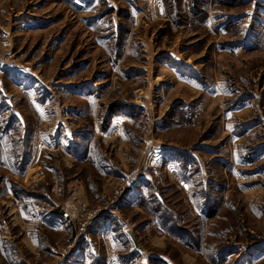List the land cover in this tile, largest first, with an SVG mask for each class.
Returning a JSON list of instances; mask_svg holds the SVG:
<instances>
[{
    "label": "rangeland",
    "instance_id": "rangeland-1",
    "mask_svg": "<svg viewBox=\"0 0 264 264\" xmlns=\"http://www.w3.org/2000/svg\"><path fill=\"white\" fill-rule=\"evenodd\" d=\"M124 171L120 264H264V0H0V264H105Z\"/></svg>",
    "mask_w": 264,
    "mask_h": 264
},
{
    "label": "crops",
    "instance_id": "crops-1",
    "mask_svg": "<svg viewBox=\"0 0 264 264\" xmlns=\"http://www.w3.org/2000/svg\"><path fill=\"white\" fill-rule=\"evenodd\" d=\"M113 171H115V169H109V172L106 173L108 175L104 176L113 175ZM121 173L123 176H125V178H132L134 180H132L131 182L124 181L127 187H123L122 190H124L125 193L123 194L121 200L117 202V208H113L115 210L114 212L112 211L113 214L111 213V215H108L106 213V220L97 221L101 220L102 218L99 217L92 223L90 232L86 234V236H83L82 241L84 243V246L82 248L76 247L74 252L75 254L82 252L83 250H87L88 254L95 258L103 256L105 258V264H120L118 258L125 256L124 254H127L126 256H130L131 254L137 256V253H139L143 256L142 251H144V248L140 246L138 240L139 238L143 239L146 236H150L149 232L152 231H155V233H161L158 225L153 224L154 221H148L147 223H142L139 225V223H135V221H122V217L121 219H118L116 217L115 214L119 215L118 210H128L132 207L134 210H137L138 208L136 207V203H134L135 201L132 200L133 198L137 197L140 192L143 191L141 183H139L143 179L141 175L137 176V174L134 172L128 173L126 171ZM77 202H79V198L77 199ZM71 203L74 209V213H77L79 210L77 204H74L73 201ZM62 210L65 209L62 208ZM64 216L67 217L66 213L64 214ZM69 222L77 223L79 221H66V224ZM138 225L140 226L139 229L144 230L143 233L139 232V230L134 229V226L137 227ZM69 229L70 232H72V227H69ZM142 235H144V237H142Z\"/></svg>",
    "mask_w": 264,
    "mask_h": 264
},
{
    "label": "built area",
    "instance_id": "built-area-1",
    "mask_svg": "<svg viewBox=\"0 0 264 264\" xmlns=\"http://www.w3.org/2000/svg\"><path fill=\"white\" fill-rule=\"evenodd\" d=\"M144 176L148 179L151 180L152 176L150 175L149 172L144 173Z\"/></svg>",
    "mask_w": 264,
    "mask_h": 264
},
{
    "label": "trees",
    "instance_id": "trees-1",
    "mask_svg": "<svg viewBox=\"0 0 264 264\" xmlns=\"http://www.w3.org/2000/svg\"><path fill=\"white\" fill-rule=\"evenodd\" d=\"M62 215V213H60ZM125 256L119 257L118 259H122V258H128L129 256H126L127 254H124ZM120 261V260H119Z\"/></svg>",
    "mask_w": 264,
    "mask_h": 264
}]
</instances>
